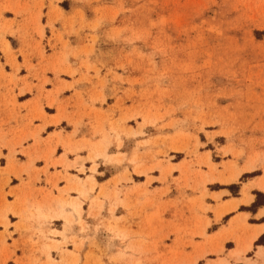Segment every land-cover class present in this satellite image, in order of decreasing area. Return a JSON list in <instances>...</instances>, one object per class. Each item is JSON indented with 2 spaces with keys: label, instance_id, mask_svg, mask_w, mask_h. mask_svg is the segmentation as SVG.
I'll return each mask as SVG.
<instances>
[{
  "label": "rangeland",
  "instance_id": "rangeland-1",
  "mask_svg": "<svg viewBox=\"0 0 264 264\" xmlns=\"http://www.w3.org/2000/svg\"><path fill=\"white\" fill-rule=\"evenodd\" d=\"M0 175V264H216L210 192L264 187V0H0Z\"/></svg>",
  "mask_w": 264,
  "mask_h": 264
},
{
  "label": "crops",
  "instance_id": "crops-1",
  "mask_svg": "<svg viewBox=\"0 0 264 264\" xmlns=\"http://www.w3.org/2000/svg\"><path fill=\"white\" fill-rule=\"evenodd\" d=\"M10 179L12 181V177ZM10 188H4V192L8 195L10 192L15 193L18 190L17 186H10ZM254 190L260 194L259 196L264 197V187L250 189L247 196L242 194L244 191L242 188L240 196L237 197L230 196V192L225 189L210 192V199L214 200L213 207L223 211L220 218L214 215L212 225H220V221L227 219L213 234L226 231L231 238L225 243L223 254H214L212 256L217 257L208 261L216 262V264H264V202L251 210L258 198L253 194ZM4 192L0 190V213L14 205L18 207L19 201H21L17 194L16 198L6 197L7 201L5 202L1 198ZM247 200H249L248 203H246ZM7 203L8 205H6ZM7 215L12 224L11 215ZM227 245L230 247L227 248Z\"/></svg>",
  "mask_w": 264,
  "mask_h": 264
},
{
  "label": "bare ground",
  "instance_id": "bare-ground-1",
  "mask_svg": "<svg viewBox=\"0 0 264 264\" xmlns=\"http://www.w3.org/2000/svg\"><path fill=\"white\" fill-rule=\"evenodd\" d=\"M231 180H232V179H231ZM248 202H249V200L246 201V203H248Z\"/></svg>",
  "mask_w": 264,
  "mask_h": 264
}]
</instances>
